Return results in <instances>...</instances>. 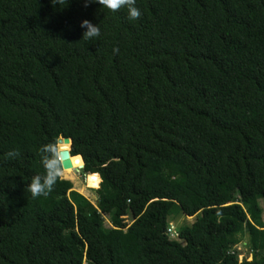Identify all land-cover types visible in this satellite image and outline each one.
<instances>
[{
	"label": "trees",
	"instance_id": "16d2710c",
	"mask_svg": "<svg viewBox=\"0 0 264 264\" xmlns=\"http://www.w3.org/2000/svg\"><path fill=\"white\" fill-rule=\"evenodd\" d=\"M136 6L0 0V264H264V0ZM57 139L97 207L62 177L27 191Z\"/></svg>",
	"mask_w": 264,
	"mask_h": 264
},
{
	"label": "clouds",
	"instance_id": "9594fccd",
	"mask_svg": "<svg viewBox=\"0 0 264 264\" xmlns=\"http://www.w3.org/2000/svg\"><path fill=\"white\" fill-rule=\"evenodd\" d=\"M61 2L67 4V0H52V3L58 6ZM93 2L113 12L126 8L129 20H136L141 15L140 9L136 6V0H83V6L87 7L89 3ZM80 27L84 30L82 33L83 40H91L100 35L98 25H93L88 20H82ZM39 152L44 173L33 175L26 185L27 191L31 193L33 198L47 196L52 191L56 181L64 175L66 164L70 166L71 161L77 158L72 155L70 145L66 142L61 143L59 139L43 144ZM65 153L69 155V161L63 159ZM15 155L14 151L6 153L8 157Z\"/></svg>",
	"mask_w": 264,
	"mask_h": 264
},
{
	"label": "rangeland",
	"instance_id": "374dc122",
	"mask_svg": "<svg viewBox=\"0 0 264 264\" xmlns=\"http://www.w3.org/2000/svg\"><path fill=\"white\" fill-rule=\"evenodd\" d=\"M70 171H72L70 174L66 173V176L63 175L62 177L68 179L72 183L73 190L75 192L84 196L87 200L90 201L92 205L97 207V204L99 201V196H98L97 191L101 185L99 176L96 175L100 181L99 187L91 188V187H88L87 185V182L89 181V178L91 175L86 174L84 172V169L77 168L75 170H70ZM260 206L263 209V220H264V201H260ZM194 220H195V217H188L183 214H178L175 218L170 219V222H171L170 226L175 231L183 226L191 225L194 222ZM125 223L127 224V226H130L133 223V219L131 218V216H128L125 218ZM105 225L107 227L116 228L113 221L108 217H105ZM175 240H178V239H175ZM180 242L183 243V241H180ZM245 243L246 242L244 241L237 248V253L239 254V261H242L244 259H247L248 261L252 260V254L246 248ZM84 264H86V261L84 262Z\"/></svg>",
	"mask_w": 264,
	"mask_h": 264
},
{
	"label": "bare ground",
	"instance_id": "6f19581e",
	"mask_svg": "<svg viewBox=\"0 0 264 264\" xmlns=\"http://www.w3.org/2000/svg\"><path fill=\"white\" fill-rule=\"evenodd\" d=\"M76 157L77 158L75 160L71 161L72 165H73V169H77V168H80L81 166H83V161H82L81 157H79V156H76ZM71 172L72 171L67 170L66 172H64V175L66 176V173L70 174ZM97 176L96 175L93 176L91 174L89 181L87 182L88 187H91V188H98L99 187L100 181H99V178Z\"/></svg>",
	"mask_w": 264,
	"mask_h": 264
},
{
	"label": "water",
	"instance_id": "95a60500",
	"mask_svg": "<svg viewBox=\"0 0 264 264\" xmlns=\"http://www.w3.org/2000/svg\"><path fill=\"white\" fill-rule=\"evenodd\" d=\"M60 141H61V143H65V142H66L68 145H70V147L72 146V140H71V139H60ZM79 157H81V156H79ZM63 159H64L65 161H69V160H70V157H69V155H68L67 153H65ZM81 159H82V161H83V166H81L79 169H84V167H85V163H84V160H83L82 157H81ZM67 170H75V169H73L72 162H71V165H70V166H68V165L66 164L65 172H66ZM88 175H91V174H88ZM92 175H98L99 178H100V181L102 182V179H101V177H100L99 174H92ZM62 178H63V177H62ZM63 179H64V180H68V179H66V178H63Z\"/></svg>",
	"mask_w": 264,
	"mask_h": 264
}]
</instances>
